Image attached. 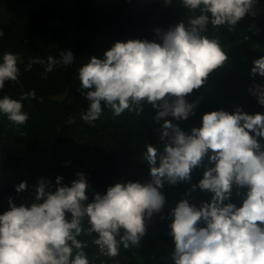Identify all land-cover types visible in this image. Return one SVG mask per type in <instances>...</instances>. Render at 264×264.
Instances as JSON below:
<instances>
[{
    "label": "clouds",
    "instance_id": "9594fccd",
    "mask_svg": "<svg viewBox=\"0 0 264 264\" xmlns=\"http://www.w3.org/2000/svg\"><path fill=\"white\" fill-rule=\"evenodd\" d=\"M169 3L171 0H165ZM256 3L180 0L190 12L199 11L187 26L181 22L166 31L155 29L159 42L117 41L102 59L88 58L78 69L81 94L89 102L81 119L91 124L104 108L114 117L126 110L139 115L147 103L159 109L156 121L168 116L187 120L195 104L186 98L201 89L209 74L229 58L221 42L206 34L208 26L227 25L231 30L246 15H254ZM59 55L64 65L74 60L70 50ZM17 61V55L3 54L0 89L6 81L18 79ZM33 63L45 62L36 59L25 70H31ZM57 63L49 56L45 72H51ZM249 74L264 77V56L252 61ZM254 94L264 106V86H257ZM32 99H36L34 91L19 99L5 95L0 98V114L15 125H24L29 116L22 110L23 101ZM165 138L162 150L145 145L148 182L116 183L104 194L94 193L89 202L90 186L78 172L70 186L62 185L63 178L57 176L55 190L47 180L39 179L30 206H16L9 199L8 210L0 214V264H90L85 252L88 244L79 237L93 235L92 243L100 255L117 257L121 246L128 249L140 244L146 221L161 211L163 182L189 181L193 169L200 167L204 171L198 187L212 196L198 208L181 199L169 213L172 264H264V145L260 143L264 114H247L239 106L231 113L214 110L204 113L200 126L190 132L163 119L160 139ZM234 186L246 189L239 207L225 203ZM27 188L23 181L15 186L18 193Z\"/></svg>",
    "mask_w": 264,
    "mask_h": 264
},
{
    "label": "trees",
    "instance_id": "16d2710c",
    "mask_svg": "<svg viewBox=\"0 0 264 264\" xmlns=\"http://www.w3.org/2000/svg\"><path fill=\"white\" fill-rule=\"evenodd\" d=\"M253 13L231 30L227 25L208 26L206 34L221 42L229 58L209 74L201 89L186 98L195 104L187 120L163 119L190 132L200 126L204 113L214 110L231 113L239 106L247 114H264V106L247 92L260 82L258 75L249 72L252 61L264 56V0H257ZM198 14V10L185 9L180 0L169 4L165 0H0V62L4 53H13L20 70L16 81L5 82L0 98L36 93V99L23 101L22 110L29 116L24 125H15L0 114V214L8 210L9 199L16 206H30L35 201L34 185L41 178L55 190L57 176L63 178L62 185L70 186L76 173H83L90 186L89 202L94 193L104 194L116 183L150 181L145 145L162 150L167 142V138L160 139L163 119H154L159 109L145 103L139 115L126 110L114 117L104 108L100 118L89 124L81 119L89 102L81 94L78 69L92 56L102 59L117 41L159 42L155 29L166 31L181 22L187 26ZM69 50L74 60L64 65L59 54ZM49 56L58 63L45 72ZM36 59L45 63H33L26 71ZM260 143L264 145V139ZM203 171V167L194 168L189 181L175 185L164 181L161 211L146 221L140 244L128 249L121 246L117 257L100 255L92 243L94 235L79 237L88 244L85 252L90 264H172L169 213L181 199L197 208L211 199L212 193L198 187ZM22 181L28 188L18 193L15 186ZM193 185H197L195 190ZM245 192L234 186L225 203L239 207Z\"/></svg>",
    "mask_w": 264,
    "mask_h": 264
},
{
    "label": "built area",
    "instance_id": "2783aa9c",
    "mask_svg": "<svg viewBox=\"0 0 264 264\" xmlns=\"http://www.w3.org/2000/svg\"><path fill=\"white\" fill-rule=\"evenodd\" d=\"M260 77V76H259ZM257 86H264V77H260V83L258 85L252 86L250 88L247 89V92L249 93V95L257 102V98L254 94V89ZM258 103V102H257ZM259 104V103H258Z\"/></svg>",
    "mask_w": 264,
    "mask_h": 264
}]
</instances>
